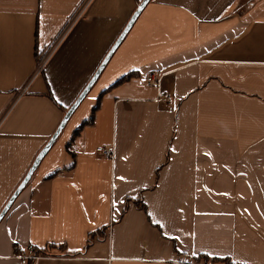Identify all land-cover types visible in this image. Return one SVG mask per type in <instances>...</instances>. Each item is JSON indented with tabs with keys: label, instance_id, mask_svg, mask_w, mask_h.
<instances>
[{
	"label": "crops",
	"instance_id": "obj_1",
	"mask_svg": "<svg viewBox=\"0 0 264 264\" xmlns=\"http://www.w3.org/2000/svg\"><path fill=\"white\" fill-rule=\"evenodd\" d=\"M85 1L0 0V213L142 0ZM27 245L264 264V0L146 3L0 219V264Z\"/></svg>",
	"mask_w": 264,
	"mask_h": 264
},
{
	"label": "water",
	"instance_id": "obj_2",
	"mask_svg": "<svg viewBox=\"0 0 264 264\" xmlns=\"http://www.w3.org/2000/svg\"><path fill=\"white\" fill-rule=\"evenodd\" d=\"M148 1L149 0H142L139 3V5L137 6L136 10L132 14L131 18L127 22L124 30L120 34L119 38L116 40L115 44H113L112 48L110 49V51L108 52V54L106 55V57L103 59L102 63L100 64V66L98 67V69L96 70L95 74L93 75V77L91 78V80L88 82L87 86L84 88V90L82 91V93L79 95V97L77 98V100L75 101V103L66 111V113H65V115H64L61 123L59 124V126L57 128V130L54 132V134L48 140V142L44 146V148L39 152L38 156L36 157V159L32 163L31 167L29 168L27 174L24 176L23 180L20 182L19 186L16 188V190L12 194L11 198L9 199V201L7 202V204L4 206L3 210L0 213V219L2 218V216L4 215V213L7 211V209L9 208V206L11 205V203H12L13 199L15 198V196L17 195V193L26 185V183L30 179L33 171L37 167L39 161L41 160V158L43 157V155L45 154V152L49 149V147L52 145V143L55 141L56 137L58 136V134L60 133L61 129L65 125L68 117L70 116V114L72 113V111L75 109V107L78 105V103L81 101V99L83 98V96L87 93V91L89 90V88L92 86L93 82L95 81V79L97 78V76L99 75V73L101 72V70L103 69L104 65L108 61V59L111 56L112 52L117 47V45L120 43V41L123 39V37L125 36L126 32L129 30V28L131 27L132 23L134 22V20L139 15V13L141 12V10L143 9V7L146 5V3Z\"/></svg>",
	"mask_w": 264,
	"mask_h": 264
},
{
	"label": "built area",
	"instance_id": "obj_3",
	"mask_svg": "<svg viewBox=\"0 0 264 264\" xmlns=\"http://www.w3.org/2000/svg\"><path fill=\"white\" fill-rule=\"evenodd\" d=\"M90 0H86L84 5H86ZM84 7V6H83ZM80 15V12H78L77 16ZM53 50L46 51L44 54L39 56L37 60V67L36 72H40L44 65L46 64L47 60L49 59V56ZM147 84L155 85L157 86L159 84V79L153 77L152 75L147 76L146 78ZM95 152L99 154L101 157L112 159L114 154V147L113 145L108 146H99L95 149ZM17 249H19V246H16ZM26 253L21 254L18 256L20 260V264H29V262H32V264L39 258V255L35 253L32 245H27L25 247Z\"/></svg>",
	"mask_w": 264,
	"mask_h": 264
},
{
	"label": "trees",
	"instance_id": "obj_4",
	"mask_svg": "<svg viewBox=\"0 0 264 264\" xmlns=\"http://www.w3.org/2000/svg\"><path fill=\"white\" fill-rule=\"evenodd\" d=\"M128 78V75H125L123 77H121L120 79H118L116 81V83L121 82L125 79ZM87 123V122H85ZM78 132V129L75 130V134ZM44 253V252H43ZM194 261L197 263H203V264H215L217 262H224L225 264H235L233 263L230 258L226 257V258H219V257H210L207 255H200L194 258Z\"/></svg>",
	"mask_w": 264,
	"mask_h": 264
},
{
	"label": "rangeland",
	"instance_id": "obj_5",
	"mask_svg": "<svg viewBox=\"0 0 264 264\" xmlns=\"http://www.w3.org/2000/svg\"><path fill=\"white\" fill-rule=\"evenodd\" d=\"M29 264H32V262H29ZM221 264H225L224 262H221Z\"/></svg>",
	"mask_w": 264,
	"mask_h": 264
}]
</instances>
